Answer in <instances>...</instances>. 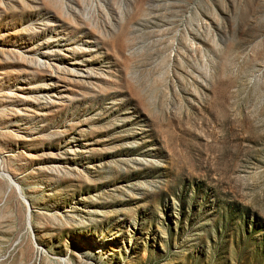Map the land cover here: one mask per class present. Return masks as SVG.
<instances>
[{"label":"rangeland","instance_id":"374dc122","mask_svg":"<svg viewBox=\"0 0 264 264\" xmlns=\"http://www.w3.org/2000/svg\"><path fill=\"white\" fill-rule=\"evenodd\" d=\"M0 264H264V0H0Z\"/></svg>","mask_w":264,"mask_h":264},{"label":"bare ground","instance_id":"6f19581e","mask_svg":"<svg viewBox=\"0 0 264 264\" xmlns=\"http://www.w3.org/2000/svg\"><path fill=\"white\" fill-rule=\"evenodd\" d=\"M40 66V65H39ZM43 66V65H42Z\"/></svg>","mask_w":264,"mask_h":264}]
</instances>
